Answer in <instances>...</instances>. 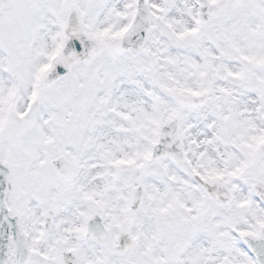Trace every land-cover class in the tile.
<instances>
[{
    "label": "snow or ice",
    "instance_id": "obj_1",
    "mask_svg": "<svg viewBox=\"0 0 264 264\" xmlns=\"http://www.w3.org/2000/svg\"><path fill=\"white\" fill-rule=\"evenodd\" d=\"M0 264H264V0H0Z\"/></svg>",
    "mask_w": 264,
    "mask_h": 264
}]
</instances>
